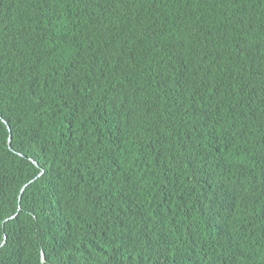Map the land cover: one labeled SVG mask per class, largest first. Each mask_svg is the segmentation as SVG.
Wrapping results in <instances>:
<instances>
[{
	"label": "trees",
	"instance_id": "16d2710c",
	"mask_svg": "<svg viewBox=\"0 0 264 264\" xmlns=\"http://www.w3.org/2000/svg\"><path fill=\"white\" fill-rule=\"evenodd\" d=\"M0 264H264V0H0Z\"/></svg>",
	"mask_w": 264,
	"mask_h": 264
}]
</instances>
